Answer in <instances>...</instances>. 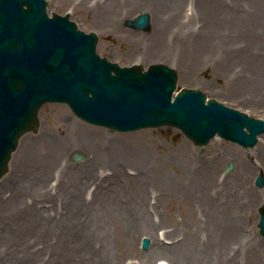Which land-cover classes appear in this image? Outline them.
<instances>
[{
  "label": "bare ground",
  "instance_id": "1",
  "mask_svg": "<svg viewBox=\"0 0 264 264\" xmlns=\"http://www.w3.org/2000/svg\"><path fill=\"white\" fill-rule=\"evenodd\" d=\"M125 1L95 0V4L118 16ZM133 1L148 6L151 23L161 32L154 41L157 50L168 52L176 45L189 48L200 41L213 47L212 52L217 45L223 46L232 55L238 53L243 65L253 64L252 75L238 69L241 82L237 88L242 93L253 91L252 97H264V0ZM167 33L177 35L176 41L168 40ZM250 34L255 42L247 45L243 37ZM188 35H192L190 45ZM250 57H254L252 62L247 61ZM68 118L66 108L58 105L55 133L42 132L25 145L23 136L20 138L17 162L19 167L28 164L21 186L29 189L32 199L18 205L0 196V264H146L140 259L138 263L135 258L124 259L128 255L141 260L145 255L157 256L155 264L158 260L169 264H264L259 238H247L243 230L250 220L257 222V204L263 199L248 184L254 169L243 158L241 161L237 148L231 154L225 148L230 154L225 158L235 168L221 183H214L211 158H198L184 148L185 165L172 175L169 168L177 160L162 147L154 152L157 143L130 144L125 139L128 135L108 136L104 129ZM218 144L217 139L212 142L214 148ZM79 148L86 152V159L79 164L68 162L69 152ZM239 182L245 190L239 188ZM161 203L164 207L179 204L184 210L182 237L172 236L178 227L161 233L157 229L164 221L159 215ZM205 208L204 215L200 210ZM165 213L178 221L169 207ZM135 231L149 234L147 251L135 252L133 238L128 237ZM23 233L30 239L22 240ZM50 237L52 245L57 243L60 249L48 255Z\"/></svg>",
  "mask_w": 264,
  "mask_h": 264
},
{
  "label": "water",
  "instance_id": "2",
  "mask_svg": "<svg viewBox=\"0 0 264 264\" xmlns=\"http://www.w3.org/2000/svg\"><path fill=\"white\" fill-rule=\"evenodd\" d=\"M46 0H0V177L23 133L38 127L47 100L66 101L81 118L118 130L170 124L197 144L218 133L244 146L256 143L264 119L177 86V72L163 63L120 66L96 52L94 32L68 15L47 13ZM127 24L149 27L141 12ZM231 168V166H230ZM263 175L257 184L263 185ZM264 233V214L259 222Z\"/></svg>",
  "mask_w": 264,
  "mask_h": 264
},
{
  "label": "rangeland",
  "instance_id": "3",
  "mask_svg": "<svg viewBox=\"0 0 264 264\" xmlns=\"http://www.w3.org/2000/svg\"><path fill=\"white\" fill-rule=\"evenodd\" d=\"M47 1L49 13L56 12L59 14H66L68 12L69 17L77 23L80 29H83L87 32H96L99 37L97 42V52L102 56H106L110 60L118 61L123 65L140 63L144 66H148L150 63L155 62L167 63L171 67L175 68L178 72L177 88L192 87L200 89L206 93L207 97L215 98L229 106L238 108L241 111H245L250 115L264 118V97H252L250 94L253 93V91L242 93L243 90L237 88V85H239L241 82L239 73L237 72L239 68L246 69L248 71L247 75L254 74L252 72L253 64L250 63L248 67L243 65V62H241L243 59L238 56V53L236 56L232 55V51L220 45H217L218 49L212 52L214 50L213 47L205 46L202 41H200L199 44H193L189 48L178 47L179 45H176V47L170 48L168 52H160L155 48L154 41H156L161 36V32L158 29H155L153 22L151 23L150 29L146 31L135 29L126 24L127 18L133 17L137 13L144 10L149 11L147 8L148 6H143L137 1L135 2L133 0H126L124 2V6H122L124 7V10L118 16L116 14L110 15L109 13L101 11L100 6L95 4V0ZM176 36L172 33L166 34L168 40L174 39L176 41ZM186 38L188 39V44L190 45L192 35H188ZM243 38L247 40V45H252L255 42L252 40L253 34H250L247 37L244 36ZM253 59L254 57H250L247 61L252 62ZM241 75L244 77L243 74ZM259 97H261V95H259ZM58 105H63L66 108L69 115V121H72L75 118L87 126H94L104 129L108 136H114L118 134L128 135V137L125 139L130 144H138L139 142L146 141L157 143L158 145L153 147L154 152L160 151L162 147L163 151L166 153L169 152L177 160L172 164V166L170 165L171 167L169 168V172L172 173V175L178 174L181 169H183L182 167L185 165V162L182 159L184 155V153L182 154V150L184 148H188L192 151V154H195V156L198 158L204 156L206 159L211 158L214 160V163L209 165L211 171L210 174L212 175L211 178L214 183H221V179L225 180L227 174L229 176L231 171L235 168L233 161H227L225 156H230V152L232 151L231 149L237 148L239 150L237 156H240L241 159L243 158L247 163L250 164V167L254 169V176L250 175L248 184L253 185L258 189L260 198L264 197V187L259 188L255 184L257 174L260 173V170L264 171V135L260 136L258 143L252 147V149H247L236 142L229 141L220 136L211 138L205 145H196L191 139L184 135L179 128L170 125L143 127L132 131H117L109 127L95 125L81 119L72 111L67 103L46 102L39 110L40 126L38 131H29L28 133L24 134L21 142L22 140L25 141L22 142V144L25 145L28 140L42 132L48 131L55 133L56 126L54 124V113L57 111ZM215 139H217L219 143V146L216 148L212 146V142ZM20 145L13 152L9 170L0 178L1 199L3 201H7L8 203L10 202V204L12 201L18 202V205H20L19 202H24L26 199L31 201L32 199V195L29 194V189L21 186L22 172L24 171V168L28 166V164L26 162L22 167H19L20 162L17 161L18 156L20 155ZM225 148H227L230 154H226ZM75 155H80V157L75 158ZM85 159L86 152L80 148L71 150L67 155L68 162L73 164H79ZM243 159L241 161H244ZM230 164H233V167L227 171L226 175H224ZM230 181L234 182V179L231 177ZM242 185L243 184L239 182V188L241 190H245V186ZM212 187L213 186L210 184L208 189L211 190ZM44 199L47 201L46 198ZM259 204L260 203L258 202L256 214H259ZM172 205L173 204H170L168 207L172 212L174 211L177 214L178 221L173 222L167 217V213L165 212H168V207H164L161 203V214L159 215L163 216L164 221L159 227H157V229L161 233L167 228L178 227L179 229H177L172 234V236H175L176 238L182 237L184 232L182 229L183 222L181 221V218L183 217L184 210L179 204H175L174 207ZM201 211L205 215L207 208L200 210V212ZM212 223H215V220H213ZM212 227H215V225H212ZM243 230L247 235V238L258 237V240H260V242H258L262 243V246L264 247V236L259 233V227L257 226L255 220H250V222H247L246 226H243ZM23 234L24 236L20 237L22 240L24 239V241H26L30 239V235H27L26 233ZM139 235H145L150 239L149 234L146 232L139 233V231H135L133 234H131V236L128 235V237L133 238L131 243L135 247V252L139 250L147 251L148 248H143L141 245L142 238L138 241ZM213 239L217 240L215 238ZM52 242L53 239L50 237L47 243V246L49 247L48 255L52 251L56 253L60 249V247L57 246V243L52 245ZM216 249L217 246L215 247V251H217ZM134 258L137 263L141 261L145 262L146 264H155L157 256L154 257L145 255L141 260V258H138V256H133L131 258L130 255H128L124 259L132 261ZM173 264L181 263H179V261H175Z\"/></svg>",
  "mask_w": 264,
  "mask_h": 264
}]
</instances>
